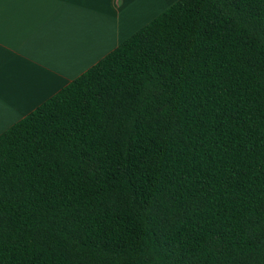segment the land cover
Masks as SVG:
<instances>
[{
	"label": "trees",
	"instance_id": "16d2710c",
	"mask_svg": "<svg viewBox=\"0 0 264 264\" xmlns=\"http://www.w3.org/2000/svg\"><path fill=\"white\" fill-rule=\"evenodd\" d=\"M0 264H264V0H176L1 132Z\"/></svg>",
	"mask_w": 264,
	"mask_h": 264
},
{
	"label": "crops",
	"instance_id": "0c3cea01",
	"mask_svg": "<svg viewBox=\"0 0 264 264\" xmlns=\"http://www.w3.org/2000/svg\"><path fill=\"white\" fill-rule=\"evenodd\" d=\"M176 0H0V133Z\"/></svg>",
	"mask_w": 264,
	"mask_h": 264
}]
</instances>
